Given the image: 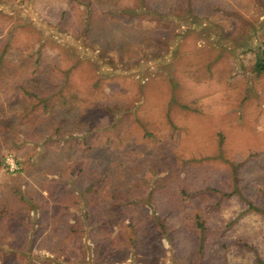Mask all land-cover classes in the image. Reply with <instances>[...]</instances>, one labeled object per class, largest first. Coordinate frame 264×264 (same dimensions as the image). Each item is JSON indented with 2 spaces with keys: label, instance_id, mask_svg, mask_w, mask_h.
Returning a JSON list of instances; mask_svg holds the SVG:
<instances>
[{
  "label": "rangeland",
  "instance_id": "rangeland-1",
  "mask_svg": "<svg viewBox=\"0 0 264 264\" xmlns=\"http://www.w3.org/2000/svg\"><path fill=\"white\" fill-rule=\"evenodd\" d=\"M263 42L264 0H0V62L112 102L90 146L0 127V264H264Z\"/></svg>",
  "mask_w": 264,
  "mask_h": 264
},
{
  "label": "trees",
  "instance_id": "trees-1",
  "mask_svg": "<svg viewBox=\"0 0 264 264\" xmlns=\"http://www.w3.org/2000/svg\"><path fill=\"white\" fill-rule=\"evenodd\" d=\"M13 60L17 61L13 62L9 59L7 65L4 61L0 62V116L2 117L0 118V127H6L7 133H15L13 131L24 124L25 126L29 123L36 125L37 118H46L51 120L50 126L54 127L48 131V133L50 132V139L47 138L48 136L45 138L47 145L51 141L58 142L59 139L63 138L68 139L66 141H71L74 138L83 140L85 146L94 143L90 138L95 134H100L96 132L99 129L96 127L99 125L97 122L108 111L105 106L112 104L111 98L97 99L91 96L88 98L87 104L84 105L83 103L87 97L81 96L79 91L73 90L68 79L61 80L58 72L55 71L58 66L54 65L51 70H46V72L40 56L32 60V56L22 55L14 57ZM256 69L260 73H264V42L257 54ZM28 98L35 99L37 103L35 107L32 106L29 110L27 117L31 118L30 122H21L18 117L21 116L20 112H25ZM79 110L81 113L78 114ZM72 115L76 119V123L67 126L68 120L65 117ZM114 122L115 120L113 124ZM19 131L24 134L28 133V137L35 144L43 138L42 135L31 134L21 129ZM4 157L0 160V167L4 166ZM17 159L22 166L18 157ZM92 187L91 189L94 190L95 185H92ZM94 191L93 195H100L97 189ZM111 194L108 201L114 206L120 207L124 205V201L128 202L119 194V190H114ZM197 221L198 227L204 229L205 226L201 222V217L198 216Z\"/></svg>",
  "mask_w": 264,
  "mask_h": 264
},
{
  "label": "built area",
  "instance_id": "built-area-1",
  "mask_svg": "<svg viewBox=\"0 0 264 264\" xmlns=\"http://www.w3.org/2000/svg\"><path fill=\"white\" fill-rule=\"evenodd\" d=\"M3 167L11 174L18 173L21 170V165L19 164L16 155L12 152L5 154Z\"/></svg>",
  "mask_w": 264,
  "mask_h": 264
}]
</instances>
